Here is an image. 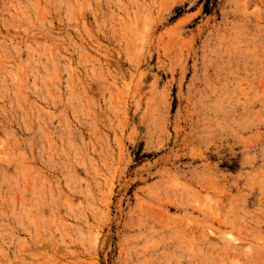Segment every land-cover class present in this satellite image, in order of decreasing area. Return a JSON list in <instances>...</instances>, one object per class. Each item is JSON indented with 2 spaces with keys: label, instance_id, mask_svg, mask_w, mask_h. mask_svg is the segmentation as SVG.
I'll list each match as a JSON object with an SVG mask.
<instances>
[{
  "label": "rangeland",
  "instance_id": "obj_1",
  "mask_svg": "<svg viewBox=\"0 0 264 264\" xmlns=\"http://www.w3.org/2000/svg\"><path fill=\"white\" fill-rule=\"evenodd\" d=\"M0 264H264V0H0Z\"/></svg>",
  "mask_w": 264,
  "mask_h": 264
}]
</instances>
